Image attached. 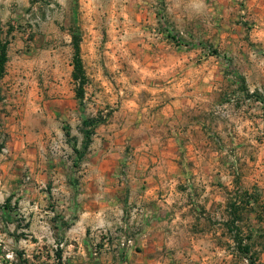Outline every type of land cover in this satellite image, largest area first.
<instances>
[{"label":"rangeland","instance_id":"1","mask_svg":"<svg viewBox=\"0 0 264 264\" xmlns=\"http://www.w3.org/2000/svg\"><path fill=\"white\" fill-rule=\"evenodd\" d=\"M2 44L0 264H57V246L62 264H99L105 243L120 258L141 206L92 229L93 260L63 258L60 243L75 213L97 204L83 197L99 190L93 176L124 177L134 146L169 138L179 163L172 175L181 176L174 191L187 188L188 175H212L208 163L218 162L227 205L239 207L228 223L227 214L215 217L229 229L223 255L227 264H259L244 219L251 199L264 218V0H0ZM86 119L96 123L83 126ZM106 182L108 201L116 193Z\"/></svg>","mask_w":264,"mask_h":264},{"label":"crops","instance_id":"2","mask_svg":"<svg viewBox=\"0 0 264 264\" xmlns=\"http://www.w3.org/2000/svg\"><path fill=\"white\" fill-rule=\"evenodd\" d=\"M170 140L172 139L134 146L133 157L130 158L124 157V153L119 150V158L124 157L126 160L125 164L123 163L127 171L124 177H115L111 182L109 180L106 182L103 176L91 178L90 183L97 184L99 190L91 195L84 194L83 197L90 196L97 204L93 208L86 205L80 213H75L71 203L69 211L78 214V219L66 230L61 240L60 244L64 245L63 258L68 256L70 261L76 263L93 260L91 253L93 244L89 240L92 229L102 222L109 225L114 219L118 220V217L126 221L130 211L126 206L132 205L143 208V213L139 217V227L133 231V245L121 252L120 258L113 247L104 248L102 245L99 255L94 258L99 264H117L121 259L124 261L123 264L230 262L231 257L223 255L224 247L219 242V239L227 235L229 229L227 224L221 225L214 220L215 217H220L221 213L227 214L224 222L228 223L232 219L230 206L239 207L237 203L227 205L220 184L222 176L220 173L217 174L218 162L213 166L208 163L209 170H213L212 175L203 173L188 175L187 188L178 193L171 186L181 179V176L172 175V172H178L179 163L176 160L177 154L172 151V147L176 148L175 150L177 147L170 146ZM187 144L184 147H187L190 155L193 151L192 146L188 142ZM187 168L188 171L191 170L189 166ZM105 182L110 183V188L116 193L110 196L108 201L104 200L105 194L102 190L107 188L103 185ZM258 202L259 200L256 201ZM245 208V231L249 234V244L253 243L251 246L258 250L257 262L264 264V218L262 220L255 218L257 214L253 209L252 199ZM97 218L99 223L95 224ZM237 228L240 232L243 229Z\"/></svg>","mask_w":264,"mask_h":264},{"label":"trees","instance_id":"3","mask_svg":"<svg viewBox=\"0 0 264 264\" xmlns=\"http://www.w3.org/2000/svg\"><path fill=\"white\" fill-rule=\"evenodd\" d=\"M72 41H73V49H74V57H73V67H74V71H73V79L74 80H78V79H82L84 78V72H83V67H82V63L81 60L79 58V38L77 36H72ZM6 44H2L0 45V75L3 71V66L6 62V57H7V51H6ZM77 97H79V99L81 98V93L80 92H76ZM96 123V121L94 119H86L82 121V125L83 126H92ZM91 132H86L85 133V141H84V149L88 148V144L90 142V137H91ZM74 151H76V149H73ZM4 208H9V199L6 200V202L3 205ZM232 214L235 216V218H239V216L235 215V212H237V208H235L234 206H232ZM234 232H235V236L234 239L236 242H238V249L240 252L244 253L245 255H247L250 252V246L247 244L243 245V241L240 238V231L238 228H234ZM248 239V238H247ZM55 258L57 260V264H62V249L57 246L56 250H55ZM251 260V258H250Z\"/></svg>","mask_w":264,"mask_h":264},{"label":"built area","instance_id":"4","mask_svg":"<svg viewBox=\"0 0 264 264\" xmlns=\"http://www.w3.org/2000/svg\"><path fill=\"white\" fill-rule=\"evenodd\" d=\"M134 212H140L141 213V209H135ZM133 245V238L132 237H122L121 242L119 243V246L122 248L127 249L128 247ZM104 247H108V243L104 244ZM243 264H253V262H251V260L249 258H243Z\"/></svg>","mask_w":264,"mask_h":264}]
</instances>
